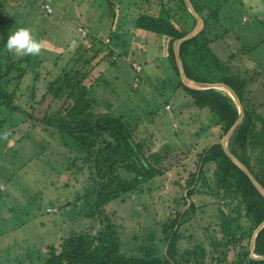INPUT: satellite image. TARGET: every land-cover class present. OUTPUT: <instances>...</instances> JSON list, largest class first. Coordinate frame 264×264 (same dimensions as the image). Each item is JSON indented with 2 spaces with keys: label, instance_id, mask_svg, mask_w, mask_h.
<instances>
[{
  "label": "rangeland",
  "instance_id": "1",
  "mask_svg": "<svg viewBox=\"0 0 264 264\" xmlns=\"http://www.w3.org/2000/svg\"><path fill=\"white\" fill-rule=\"evenodd\" d=\"M112 1L54 0L53 13L46 14L39 0H1L12 30L28 27L42 47L38 55L19 65L27 69L22 86L15 89L13 104L19 109L0 105V264H39L48 256L47 246H57L73 227L95 233L110 225L120 251L138 254L136 249L147 235L158 241L163 223L181 205L185 190L177 184L183 174L180 163L193 156L195 142L199 149L208 141L197 136L199 123L207 127V115L199 114L182 93L171 91L178 78L170 66L166 37L135 25L140 12L161 7L169 11L173 23L184 22L183 31L192 28V18L186 11H176L172 0H157L159 6L156 0ZM215 1L219 4L217 18L209 19L210 48L232 73L246 80L256 112L264 111V0ZM78 23L88 29L83 39L78 37ZM107 36L108 43H103L101 38ZM108 47L114 51V63L105 55ZM81 57L84 61L75 62L79 65L75 67L81 66L86 75L93 113L130 121L148 150L147 157L155 164L162 159L163 165L170 164L164 179L142 183L139 192L113 197L88 217L82 214L86 206L81 200L88 182L78 169L79 154L69 146L71 140H62L60 132L28 114L40 118L56 110L59 97H54V87L46 85L67 59ZM137 62L144 75L136 83L133 64L139 67ZM28 84L32 85L29 92L40 89L35 93L44 95L41 102L34 104L28 96ZM165 99L170 103H163ZM191 197L204 206L180 231L190 232L191 242L214 236L221 213L211 203L213 197L204 188ZM70 201L75 202L65 205Z\"/></svg>",
  "mask_w": 264,
  "mask_h": 264
},
{
  "label": "trees",
  "instance_id": "2",
  "mask_svg": "<svg viewBox=\"0 0 264 264\" xmlns=\"http://www.w3.org/2000/svg\"><path fill=\"white\" fill-rule=\"evenodd\" d=\"M41 1L39 0V7ZM51 1L50 12H44L40 7L46 14H52L55 9L54 0ZM190 1L202 18L203 24L199 31L179 44L184 74L195 81L224 82L236 92L244 115L235 131L228 137L227 147L264 188V111L256 112L255 105L249 102L246 80L232 73L210 48L212 33L209 30V19L217 18L219 3L215 0ZM107 3L111 4V1ZM155 3L161 5L157 0ZM173 5L176 11H186L191 16L190 29L195 19L183 0H173ZM2 8L0 0V105L5 104L8 109L14 111L19 109L13 104L15 89L22 86V77L27 72V69L19 65L28 62L31 56L14 59L3 47L7 35L13 31V25L9 23ZM156 9L140 12L135 26L166 37L170 66L178 78L171 91H178L186 96L199 114L206 113L208 120L207 127L199 123L197 132V136L207 137L208 141L203 142L199 149L195 146L198 142H195L193 156L188 158L187 162L180 163L183 174L177 178V184L180 183V191L185 190L181 205L174 211V217L163 223L162 235L158 241L154 236L147 235L146 242L136 249L138 254L125 255L120 251L115 231L110 225L107 229L95 233L73 227L67 235L60 237L57 246H47L48 256L39 264H264V260L250 258L248 250L253 229L264 219V196L224 153L218 142L210 145L212 141L220 139L235 120L236 105L228 94L219 89H197L183 84L175 65L172 43L187 30H182L183 21L179 24L173 23L167 9ZM201 13H204V16ZM214 36L217 37L215 34ZM105 55L109 56L110 63H114L111 50H107ZM83 59H67L65 65L59 67L56 72V78L46 85L48 89L54 87V97H59L60 104L56 110L40 118L31 112L28 114L32 119L60 132L62 140H71L69 146L79 154L80 165L77 168L82 171L88 182L81 199L86 206L82 214L88 217L100 210L111 198L139 192L140 185L144 182L164 179L170 164L163 165V159L159 164H155L147 157L148 150L144 143L137 139L135 128L130 126V121L120 115L99 116L93 113L95 105L87 97L89 84L84 83L86 75L81 66L75 67L79 61H84ZM138 65L140 66L139 63ZM141 68L142 66L139 71L133 68V80L136 83L144 75ZM35 75L37 77L38 73ZM92 82L93 80L91 84ZM31 84L27 86L28 92ZM36 90L40 89L35 88L28 94L35 99L34 104L45 98L42 93L36 94ZM163 103L170 102L165 99ZM73 164L72 160L69 165ZM201 188L213 197L211 203H214L221 213V220L219 230H213L214 236L209 235L208 238L202 239L203 241L196 238L191 242L194 240L193 235L190 232L185 235V231H180V226L187 225L194 212L204 206L196 205L191 197ZM74 202L70 201L65 205ZM217 232L219 236L215 235ZM252 252L255 255H264V225L255 235Z\"/></svg>",
  "mask_w": 264,
  "mask_h": 264
},
{
  "label": "water",
  "instance_id": "3",
  "mask_svg": "<svg viewBox=\"0 0 264 264\" xmlns=\"http://www.w3.org/2000/svg\"><path fill=\"white\" fill-rule=\"evenodd\" d=\"M183 2L185 4L187 10L189 11V13L194 17L195 22H194V24L190 30H188L181 37L174 39V41L172 43L173 57H174V61H175V65H176L179 77H180L181 81L183 82V84L187 85L188 87L197 88V89L216 88L219 90H221V88H223L224 90H221V91H223L224 93L228 94L231 97V99L233 100V102L235 103L236 108H237V116H236L235 120L233 121V123L229 126L227 131L222 135V137L218 140L212 141L210 143V145L218 142L221 145L224 153L230 158V160L233 163H235L246 174V176L251 181V183L254 185V187L258 190V192L262 196H264V188L256 181V179L253 177L251 172L245 167V165L243 163H241L229 151V149L227 147L226 141H227L228 137L235 131V129L237 128V126L241 122L243 115H244L242 104H241L240 99L237 96L236 92L229 85H227L224 82H221V81H195L193 79L188 78L184 74L182 62H181L180 54H179V44L181 41L193 36L197 31H199L200 28L202 27L203 20L200 17V15L196 12V10L194 9L190 0H183ZM196 180H197V175H195V181ZM263 225H264V219L253 229L251 236H250L248 250H249V257L252 259L264 260V255H262V256L255 255L252 252L255 235H256L257 231ZM168 240H169V238H168ZM168 240L166 241V243L164 245V249L168 243Z\"/></svg>",
  "mask_w": 264,
  "mask_h": 264
},
{
  "label": "clouds",
  "instance_id": "4",
  "mask_svg": "<svg viewBox=\"0 0 264 264\" xmlns=\"http://www.w3.org/2000/svg\"><path fill=\"white\" fill-rule=\"evenodd\" d=\"M3 47L17 57H24L38 55L41 51L42 44L33 36L28 27L21 26L7 35Z\"/></svg>",
  "mask_w": 264,
  "mask_h": 264
},
{
  "label": "built area",
  "instance_id": "5",
  "mask_svg": "<svg viewBox=\"0 0 264 264\" xmlns=\"http://www.w3.org/2000/svg\"><path fill=\"white\" fill-rule=\"evenodd\" d=\"M51 4H52V1L51 0H42L41 1V4H40V7L44 10V12H50L51 11ZM76 30H77L79 39H83L88 34V30L83 25H81V24H78L76 26ZM101 41L103 43H105V42L108 43L109 38L108 37H105L103 40L101 38ZM112 58H113V56H112ZM133 66L135 67V70L136 71H139L140 70V66L137 67L135 64H133ZM1 189H2V186H0V190Z\"/></svg>",
  "mask_w": 264,
  "mask_h": 264
},
{
  "label": "crops",
  "instance_id": "6",
  "mask_svg": "<svg viewBox=\"0 0 264 264\" xmlns=\"http://www.w3.org/2000/svg\"><path fill=\"white\" fill-rule=\"evenodd\" d=\"M108 1H111V3H113L112 0H106V2H108ZM114 1H118V3H120L121 0H114ZM125 1L128 2L129 0H125ZM153 1H154V0H153ZM172 1H173V0H172ZM80 24H81V23H80ZM107 37H108V36H107ZM108 48H109V50H111V52H114L113 49H112L111 47H108Z\"/></svg>",
  "mask_w": 264,
  "mask_h": 264
},
{
  "label": "bare ground",
  "instance_id": "7",
  "mask_svg": "<svg viewBox=\"0 0 264 264\" xmlns=\"http://www.w3.org/2000/svg\"><path fill=\"white\" fill-rule=\"evenodd\" d=\"M221 90H224L223 88H221Z\"/></svg>",
  "mask_w": 264,
  "mask_h": 264
}]
</instances>
